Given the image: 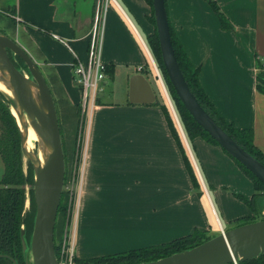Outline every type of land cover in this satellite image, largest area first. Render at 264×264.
Masks as SVG:
<instances>
[{
	"label": "crops",
	"instance_id": "crops-1",
	"mask_svg": "<svg viewBox=\"0 0 264 264\" xmlns=\"http://www.w3.org/2000/svg\"><path fill=\"white\" fill-rule=\"evenodd\" d=\"M96 1L29 0L13 7L5 2L14 10L15 27L34 30L18 32L14 39L23 43L50 89L71 106L79 105L72 104L64 83L75 80L73 52L86 62ZM113 1L106 7L101 42V60L112 66V76L107 74L93 110L81 159L78 258L158 245L195 229L216 235L253 214L242 199L254 194L251 179L219 145L201 136L189 140L172 109L199 182V188L194 186L150 76L149 67L157 73L144 40L153 29L147 20L150 5L147 0ZM215 1L231 28L221 27L204 0H165L168 19L190 61L199 66L200 84L217 111L237 127L251 128L264 153V92L256 86L258 63L264 69V0ZM136 73L149 81L152 103L129 101V78ZM117 84L121 101L114 100Z\"/></svg>",
	"mask_w": 264,
	"mask_h": 264
},
{
	"label": "water",
	"instance_id": "water-1",
	"mask_svg": "<svg viewBox=\"0 0 264 264\" xmlns=\"http://www.w3.org/2000/svg\"><path fill=\"white\" fill-rule=\"evenodd\" d=\"M152 8L162 63L176 95L219 146L264 183V164L244 150L213 120L185 81L171 41L165 0H152ZM9 53L23 60L30 77L14 65ZM0 78L12 87V99L16 102L19 117L28 118L49 150L41 164L37 153L31 154L25 148L26 133L20 129L22 151L34 164L36 210L29 245L32 264H60L54 248V227L64 185L65 161L54 99L38 64L16 40L3 34H0ZM31 85L36 88L35 95ZM128 95L132 103H152L155 100L149 81L140 73L129 78ZM23 249H26L24 243ZM262 252L264 219H259L222 230L189 249L136 264H237V261L253 258Z\"/></svg>",
	"mask_w": 264,
	"mask_h": 264
},
{
	"label": "trees",
	"instance_id": "trees-1",
	"mask_svg": "<svg viewBox=\"0 0 264 264\" xmlns=\"http://www.w3.org/2000/svg\"><path fill=\"white\" fill-rule=\"evenodd\" d=\"M206 1L217 15L221 27L223 29L231 28L230 22L222 13L216 1ZM147 2L149 3L151 8V13L147 17V20L150 22V24L153 25V31L146 36V42L148 43L151 54L153 55L158 68L161 70L164 81L167 84L170 95L174 101V107L187 138L189 140H192L196 136H201L206 141L215 145H219L217 141L207 131H205L199 123H197V121L192 117V115L176 95L174 88L166 75L162 63L152 8V0H147ZM8 11L12 13L14 10L9 9ZM8 19L9 21L4 23V29H6L7 27H11L14 29V19L11 17H9ZM169 28L174 53L180 70L191 92L194 94L199 104L233 140H235L244 150L249 152L252 156H254L257 160L264 164V153L254 143L253 130L246 127H237L233 122H228L227 120H225L223 116L217 111L214 104L211 102L202 85L200 84L198 77L199 66L193 65L190 61L185 49L179 41L174 29L172 28L170 21ZM0 32L5 33V31L1 29ZM9 54L14 65L18 68V64H16L14 57H12V53ZM15 57L18 62L23 63V60L21 58L17 56ZM258 67L259 71L256 74V86L261 92H264V69L262 68V65L260 63H258ZM112 71V66H107L106 72L109 76H112ZM159 105L165 115V119L167 121L169 129L173 137H175L181 149V152L183 153L185 164L187 165L193 184L196 188H199L198 179L196 178L189 160L184 152V146L182 140L179 137L177 126L172 113L165 103H160ZM14 106V101L5 92H2V90H0V157L4 165L3 173L0 178V264H29L27 251L29 250L30 237L36 210L33 196L34 169L30 160H27L26 164L24 163V153L22 151L21 144V131L20 127L18 126L17 120L11 111V107ZM230 157L251 179L255 190L253 196L250 199L241 196L244 202L253 212V214L237 219L235 222L231 223V227L249 223L259 219H264V217L258 219V215L260 214V207L257 205L258 198L262 196V191H264V183L246 167H244L239 161L234 159L232 156ZM26 194H28L29 198L28 208H25ZM63 201L64 199L62 191L54 227V236L58 216L61 215L62 223L64 219L63 216H65L66 206ZM213 236L214 235L208 234L207 231L195 229L189 235L174 239L166 243L90 258L74 257V262L75 264H136L139 262L156 260L170 254L189 249L208 240ZM23 243L26 245V249H23ZM54 248L55 254L58 257L59 248L58 245L55 244V237ZM227 264L234 263L231 262ZM237 264H264V252L250 259L237 261Z\"/></svg>",
	"mask_w": 264,
	"mask_h": 264
},
{
	"label": "rangeland",
	"instance_id": "rangeland-1",
	"mask_svg": "<svg viewBox=\"0 0 264 264\" xmlns=\"http://www.w3.org/2000/svg\"><path fill=\"white\" fill-rule=\"evenodd\" d=\"M28 1L29 0H4V3H3V0L2 1L0 0V29L5 31V33L0 32V34L7 35L12 39L15 38V35L18 34V32H19V34L22 33L23 30L25 32H29L30 34H32V31H34V30L31 29L27 25L23 26V30L20 29L18 27V25L16 27H14V29L11 27L10 28L7 27L6 29H4V27H5L4 23L8 22L9 21L8 18L10 17V11H8L9 9H8V7H6L7 3L11 7H13L15 4L18 5L19 3L22 6H24V4H26ZM102 1H104V0H102ZM5 2H7V3H5ZM108 2L112 3L114 1L108 0ZM204 2L209 6V4L206 0H204ZM90 27H91V25H90ZM137 27L140 29L138 24H137ZM152 31H153V29H152ZM141 34L145 37L144 32L142 30H141ZM21 40H23V38ZM144 40H145V43L149 49L148 43L146 42V38ZM23 42H26V40H24ZM19 44L20 45L22 44L21 46H23V48H24V45L22 42H20ZM149 51H150V49H149ZM150 53H151V51H150ZM12 57H14L16 64H18L17 65L18 69H20L22 72H24L27 75V77H30L26 64L24 62L23 63L18 62V60L16 59V57L14 55H12ZM152 58H153L152 60L154 61V63L157 66V69H158V73H155L149 67L150 76H151L153 82L155 83L154 85L156 87V92H157L159 98L170 109L172 116H173L172 109L175 111V113L177 115L176 109L174 107V101L170 95L167 84L164 81L161 70L158 68V65H157L153 55H152ZM67 79H68L67 83H64L65 92L67 93L68 98L72 101L73 105H76V104L80 105L82 98H81V91H80L79 85L77 84V82L75 80L72 81V79H70V77ZM114 90H115L114 100L115 101L123 100L124 95H123L121 88L119 87L118 84L115 86ZM51 93H52V96L54 99L57 117H58V120L60 123L62 143H63L62 145H63V152H64V161H65V177H64V185H63L62 191H63V199H64L63 203H65L66 210H65V216H63L64 217L63 223L61 221V219H62L61 215H59L57 218V226L55 229V236H54L55 237V244H57L58 248H59V245L62 241H65V243L68 244L70 242L71 237H72V234H71V229H72L71 214H72V210H73V208H72V205H73V194H72V192L76 193V190H77V185H76L77 165H78V162L80 160V157L82 156L81 150H82L83 145L86 143V135L90 129L91 121L94 119L93 115L95 117V112L92 111V113H91L89 128H88V122L86 120V116L82 112L80 106L76 107V106L69 105L68 102L65 100L66 98L65 99L62 98L61 95H59V93L56 91L51 90ZM108 100H110V99H107L105 102H108ZM14 105H15L14 107H16L15 101H14ZM112 112L113 111H108L107 113H112ZM177 117H178V115H177ZM173 118H174V116H173ZM178 119H179V117H178ZM179 122H180V120H179ZM180 124H181V122H180ZM37 151H38V145H37V143H34L33 148L31 149V151L29 150V152L31 154H34V153H37ZM48 151H49L48 149L45 151V155L48 153ZM27 160H30V159H28L26 157V155H24V163L25 164H26ZM31 163H32V161H31ZM32 166L34 169L33 163H32ZM3 169H4V165H3V161L0 157V177L3 173ZM33 181H34V176H33ZM257 205L260 207L259 208L260 214L258 215V219H259V218L264 217V191H262V196H260L258 198ZM28 207H29V198H28V194H26L25 208H28ZM72 221H73V227H74L73 246H74V251H75V246H76L75 231H76V222H77V214H76L75 210H74ZM98 251L99 250H88V251H86V253L89 254L91 252V254H92V253H95ZM76 252H77V250H76ZM27 253H28L27 255L29 257L28 258L29 264H32V260L30 257L29 250L27 251ZM74 264H75V262H74Z\"/></svg>",
	"mask_w": 264,
	"mask_h": 264
},
{
	"label": "built area",
	"instance_id": "built-area-1",
	"mask_svg": "<svg viewBox=\"0 0 264 264\" xmlns=\"http://www.w3.org/2000/svg\"><path fill=\"white\" fill-rule=\"evenodd\" d=\"M108 4V0H97L95 4L94 14L92 18L91 27L88 32V46H87V57L86 62H82L75 52V62L73 64V75L75 81L79 85L81 91V103L80 108L84 115L86 116V120L90 122V116L92 111L95 109L99 95L104 92L105 82L107 79L106 68L107 65L101 60V42H102V29H103V21L106 12V7ZM66 46L69 45L62 41ZM153 61V60H152ZM153 66L158 73V69L156 64L153 61ZM264 66V64H263ZM85 144L83 145V147ZM83 147L81 150V155L83 152ZM81 159L77 165V175H76V185L77 190L76 193L73 194V205H72V214H71V234L72 237L68 244L65 241H62L59 245V253L57 260L60 264H74L75 251L73 246L74 241V227H73V214L76 209V203L78 200L79 187L81 183Z\"/></svg>",
	"mask_w": 264,
	"mask_h": 264
},
{
	"label": "bare ground",
	"instance_id": "bare-ground-1",
	"mask_svg": "<svg viewBox=\"0 0 264 264\" xmlns=\"http://www.w3.org/2000/svg\"><path fill=\"white\" fill-rule=\"evenodd\" d=\"M30 88L33 92V95H35L36 88L32 85L30 86ZM0 90H2V92H5L11 99L12 97H14L11 85L6 80H2L1 78H0ZM17 109H18L17 105L16 107H11V111L15 115V118L17 120V123L19 124L20 129L23 130L24 133H26L25 143H24L25 148L28 151L29 150L31 151V149L33 148V144L37 143L38 145L37 154L42 164L45 158V151L48 149L46 141L34 130L27 117L25 116H22L23 118L19 117Z\"/></svg>",
	"mask_w": 264,
	"mask_h": 264
}]
</instances>
